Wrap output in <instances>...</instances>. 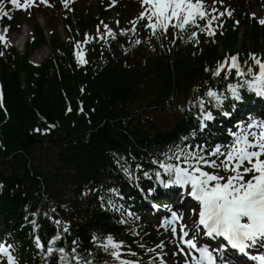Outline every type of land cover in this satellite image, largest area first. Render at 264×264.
<instances>
[{"label":"trees","instance_id":"trees-1","mask_svg":"<svg viewBox=\"0 0 264 264\" xmlns=\"http://www.w3.org/2000/svg\"><path fill=\"white\" fill-rule=\"evenodd\" d=\"M247 25V33L255 38V50L264 54L259 42L264 27L256 21ZM39 35L35 44L44 40L41 30ZM188 35L178 38L173 54L172 39L162 36L154 59L147 60L143 68L135 61L143 47L135 43L130 45L133 57L127 56L124 48L122 53H113L107 46H96L85 66L65 48H56L43 65L34 66L28 54L13 49L4 52L0 44L5 53L0 56V74L7 110L0 108V239L11 234L17 237L22 243V264H56V257L37 255L34 260L29 254V249L37 252L30 234L36 216L45 244L56 232L44 213L70 225L60 246L70 247L71 241L78 239V250L85 254L90 250L94 264H104L97 260L100 250L91 243L94 233L115 234L133 242L119 226L116 218L120 214L107 207V196L112 195L109 190L115 188L120 193L119 198L113 196L118 204H131L135 179L146 178L143 166L180 143V136L198 123L187 110L174 112L172 119L164 121L152 118L147 111L186 108L184 101L203 94L209 86L227 84L223 73L214 78L205 69L214 70L222 62L219 43L224 51L233 53L239 42L232 20L216 36H205L203 44ZM53 43L55 47L59 44L55 36ZM116 44L122 47L120 40ZM244 48L242 60L253 63L246 44ZM152 73L158 83L156 97L131 110L141 84ZM235 78L233 70L230 80ZM197 87L199 92L194 94ZM128 166L136 176L125 171ZM101 195L106 196L104 207Z\"/></svg>","mask_w":264,"mask_h":264},{"label":"snow or ice","instance_id":"snow-or-ice-1","mask_svg":"<svg viewBox=\"0 0 264 264\" xmlns=\"http://www.w3.org/2000/svg\"><path fill=\"white\" fill-rule=\"evenodd\" d=\"M65 8H68L72 0H61ZM113 5L116 0H112ZM224 0H213L209 10L206 0H140L142 11L131 21L130 29H122L121 35H133L139 30L140 25L150 30L151 36L157 40L161 36L167 37L170 29L176 38H183V34L189 33L188 39L199 43L201 33L212 37L216 29L222 27L220 18L231 17V11H221L215 7ZM6 3L11 8H6ZM41 4H48V0H40ZM36 6V0H0V19H13L12 12L15 10L28 11ZM255 16V13H253ZM103 23V22H102ZM237 23H239L237 21ZM259 23L264 25V19ZM119 24V22H117ZM10 25L0 30V43L8 46L7 32ZM98 36L93 40L116 39V32L104 24V32L97 27ZM88 42L86 39L76 43L75 57L80 64H87L86 53L81 51V44ZM106 42V41H105ZM139 45L140 39L134 41ZM163 46V45H161ZM170 50V49H169ZM5 53L0 51V56ZM249 59L243 64L239 61V54L225 57L224 61L218 62L216 68H206L215 77H221L228 81L226 88L219 91L211 86L203 95H196L194 100H189L188 110L196 108L199 130L202 132L208 126L209 121L215 120L212 109H223L224 103L229 99L242 101V92L254 93L257 97L264 98V58H258L255 54H249ZM258 69V70H257ZM235 71L236 80H230L231 74ZM207 83V82H206ZM199 92V87L194 89V94ZM0 108L4 109V92L0 87ZM71 110V109H69ZM223 115L230 116L231 113L223 112ZM54 127V125L49 126ZM36 131H41L36 129ZM45 132L48 129L44 130ZM228 139L222 142L209 144L191 143L197 136V130H191L189 135L180 138V143L170 147L161 154V157L154 158L152 163L156 165L154 173L158 184L167 186H180L188 189V195L198 202V211L192 209L194 219L192 227L183 223V214L171 208L168 209L170 216H165L159 227L170 231L172 238L176 241V252L173 255H184V264H234L230 258L231 254H239L247 257L256 264H264V117H253L249 115L246 120H238L228 130ZM140 166L137 165V168ZM127 171V169H125ZM144 176L152 178L148 172ZM152 192L153 189H149ZM112 195H101V206H105L118 212L121 216L120 223H128L123 217H135V214L118 204L113 196L119 198L120 193L115 189L109 190ZM167 207V206H165ZM55 208L51 212L55 213ZM38 214V213H37ZM55 225V234L45 244L39 235L35 236V244L38 249L44 252L49 259L56 257V264H94L92 252L86 254L79 251L80 241L73 239L71 246L67 244L60 246L70 233L68 222L49 216L44 213ZM139 219V217H135ZM35 228H39L36 221H32ZM207 238V239H205ZM213 241L215 242L213 244ZM91 243L102 248L118 264H140L139 261L124 259L121 249L125 246L123 241H116L108 234L102 236L94 233ZM144 247L143 244L140 245ZM166 245L161 242L157 248H164ZM14 245L0 241V260L6 258V264H19V258L10 249ZM257 249L254 253L252 250ZM149 252L155 249H148ZM136 256L135 252L129 253ZM152 264H155L153 259ZM161 264H166L161 256Z\"/></svg>","mask_w":264,"mask_h":264},{"label":"rangeland","instance_id":"rangeland-1","mask_svg":"<svg viewBox=\"0 0 264 264\" xmlns=\"http://www.w3.org/2000/svg\"><path fill=\"white\" fill-rule=\"evenodd\" d=\"M96 2H97V0H81L78 4H81L82 6H84V5L88 6V5H91V4L96 3ZM248 9L251 12L252 16H253V13H255V17H257L259 20L264 19V0H252V1H250L248 4ZM118 11H119V7L116 9L114 8L110 12V15H109L110 22L108 24V26L111 27L116 32V34L121 29V27H119V24H117L115 21V16H116ZM36 15H37L36 19L33 16L34 19L30 20V19H28V16L25 14L24 15L25 25L19 27V29H18L19 32L22 29H25L27 32L30 31L31 30L30 26L32 27V25L37 22L36 21L37 19L40 20V22H42L43 25H45L46 24L45 19L52 16L53 13H52L51 9L45 8L44 11L41 9L37 10ZM56 23L58 24L57 30H58L59 34L64 39V41H66L65 39L67 38L68 34L63 28L65 26V23L62 24V20L60 18L56 19ZM46 28H47V34H48L50 31V28L48 27L47 24H46ZM240 31H241V34H240V46H241L242 41H247V40H246V36L244 35V27L243 26L240 28ZM30 36H31V31H30ZM248 42L251 46H253V42H252L251 38L248 40ZM262 46L264 48V39H262ZM17 47L19 50H24L20 45H17ZM42 53H43V56L49 55L51 53L49 45L46 44L44 46V48H42L41 50L39 49V50L33 52L32 57H31L32 61L42 63L44 61V57L43 56L41 57ZM149 91H150V88L148 87L146 89V93H148ZM150 97L151 96H147V100ZM151 215H153V214L151 213ZM151 215L150 214L148 215L149 219L152 217ZM168 256H170L169 253H168Z\"/></svg>","mask_w":264,"mask_h":264},{"label":"bare ground","instance_id":"bare-ground-1","mask_svg":"<svg viewBox=\"0 0 264 264\" xmlns=\"http://www.w3.org/2000/svg\"><path fill=\"white\" fill-rule=\"evenodd\" d=\"M42 56H43V53H42Z\"/></svg>","mask_w":264,"mask_h":264}]
</instances>
